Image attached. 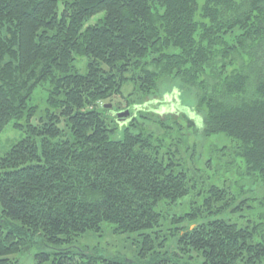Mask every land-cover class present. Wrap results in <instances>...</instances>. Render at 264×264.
Returning <instances> with one entry per match:
<instances>
[{
  "label": "trees",
  "instance_id": "16d2710c",
  "mask_svg": "<svg viewBox=\"0 0 264 264\" xmlns=\"http://www.w3.org/2000/svg\"><path fill=\"white\" fill-rule=\"evenodd\" d=\"M235 54L244 60L225 75ZM76 58L87 61L83 74ZM205 71L219 81L199 100L202 133L235 141L264 183V0H0V134L11 122L24 133L0 157V264H136L72 250L105 228L135 235L142 264H189L188 253L202 264H264V224L222 218L248 204L216 186L159 235V207L188 195L186 176L157 157L135 115L121 123L103 108L126 83L148 94L161 76L196 86ZM43 83L47 109L33 124L29 103ZM248 87L252 100L225 103ZM36 242L46 250L21 261Z\"/></svg>",
  "mask_w": 264,
  "mask_h": 264
},
{
  "label": "rangeland",
  "instance_id": "374dc122",
  "mask_svg": "<svg viewBox=\"0 0 264 264\" xmlns=\"http://www.w3.org/2000/svg\"><path fill=\"white\" fill-rule=\"evenodd\" d=\"M197 2L199 6L202 4V0ZM102 17V14L95 16L88 24L93 25ZM228 41L231 43L234 38L231 37ZM232 58L234 65L226 66L225 75L240 67L241 60H244V56L240 54H235ZM150 60L151 56L146 59V62L149 63ZM86 63L85 58H76L74 63L76 71L83 74ZM147 67L153 69L150 64ZM216 74L217 72L205 71L196 86L185 84L180 78L174 76H161L155 90L148 94L138 90L137 83L129 82L121 89L123 98L115 97L104 102L105 105H111V110L115 112L128 111L135 115L134 124L152 136L153 146H157V157L166 164L171 163L173 170L182 172L186 176L188 195L175 204H163L159 207L163 218L162 225L158 229L159 235H167V229L172 227L170 226L172 216L185 213L193 201L202 202L210 186L223 188L236 199L235 202L243 199L248 204L247 210L243 209L235 214L225 213L222 218L229 219L240 227L249 224L248 222L253 225L264 224V183L256 175L246 172L244 162L236 155L238 144L223 134L202 133L206 111L199 100L203 93L213 92V85H217L219 81L215 78ZM127 76L130 77L131 74ZM48 91V84L43 83L32 92L29 106L36 108V114L31 120L33 124L36 119L45 114ZM252 91V87L246 88L245 93L238 100L225 97V103L228 106H236L243 100H252ZM126 100L129 101V106L126 105ZM139 104L141 105L138 108ZM108 123L111 127L116 126L109 121ZM20 125H24V121L20 122ZM118 126L116 127L118 131L116 130L113 138L120 137L122 130ZM132 132L137 130L132 129ZM23 137V131L15 129L12 122L7 125L0 134V157ZM158 239H156L157 242ZM171 241L166 242L167 247L170 246ZM139 246L135 235H117L109 228H105L101 235L96 233L81 235L75 239L71 248L74 251L85 249L97 251L99 255L107 258H120L126 263L132 261L142 264L139 259ZM42 247L41 243L36 242L26 248L18 258L21 261H29L32 254L42 251L40 250ZM42 249L46 250V248ZM173 249L178 252L175 248ZM180 259L189 264H202L195 253L184 254ZM166 264H172V262L169 261Z\"/></svg>",
  "mask_w": 264,
  "mask_h": 264
},
{
  "label": "water",
  "instance_id": "95a60500",
  "mask_svg": "<svg viewBox=\"0 0 264 264\" xmlns=\"http://www.w3.org/2000/svg\"><path fill=\"white\" fill-rule=\"evenodd\" d=\"M103 108L110 110L111 105H109V104L104 105ZM110 115L113 116L117 121H119L121 123H125L127 121V118L129 117V112L128 111L116 112V113L110 112Z\"/></svg>",
  "mask_w": 264,
  "mask_h": 264
}]
</instances>
